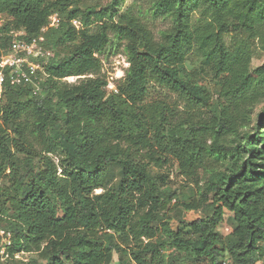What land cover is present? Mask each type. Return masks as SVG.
I'll list each match as a JSON object with an SVG mask.
<instances>
[{"label":"trees","instance_id":"obj_1","mask_svg":"<svg viewBox=\"0 0 264 264\" xmlns=\"http://www.w3.org/2000/svg\"><path fill=\"white\" fill-rule=\"evenodd\" d=\"M86 1L0 0L4 30L46 29L55 54L37 95L8 86L0 98V229L13 235L0 264H264V61L252 64L264 0H136L124 13ZM153 20L169 26L156 36ZM113 39L130 64L117 92L96 76ZM152 83L187 117L150 97ZM172 161L188 194L162 173ZM180 195L210 214L174 229Z\"/></svg>","mask_w":264,"mask_h":264},{"label":"rangeland","instance_id":"obj_2","mask_svg":"<svg viewBox=\"0 0 264 264\" xmlns=\"http://www.w3.org/2000/svg\"><path fill=\"white\" fill-rule=\"evenodd\" d=\"M99 1L102 4H105L107 0H87L86 2L88 4L94 3ZM121 5L119 7V12L124 13L129 9L132 5H134L136 0H120ZM150 29L154 32L156 36H158V33L161 29H164L169 26V23L167 21H161V20H153L149 23ZM76 26L80 27V24L76 22ZM98 30V27L96 25L92 26L90 28V32H96ZM112 37V35H111ZM227 43L230 44V37L226 38ZM99 58L102 61V68L100 72L96 75L97 77L104 78L108 85H111L113 87H117L119 84H122L125 82L126 74L129 69V62L124 52V44H120L115 42L113 39L111 44L109 45L108 49L103 55H99ZM264 61V52L261 50V47L258 45V42L254 45V57H253V67L256 68L260 66ZM94 77V76H89ZM80 78L85 77H70L65 79L64 81L69 84H77L79 82ZM207 84L209 85V88L214 91L213 87L214 84L211 81L210 77H206ZM151 87V93L150 97H154L156 99H160L165 101L171 109L175 111V116L178 118L187 117V108L184 101H182L177 94L172 93L168 89L162 88L160 86L155 85L152 83ZM110 91V90H109ZM264 105H261L257 112L258 113ZM204 115L208 113V110L206 108L202 109V112ZM38 149H40V146H37ZM53 159L56 163L59 162L60 157L59 156H53ZM115 175L113 176V183L119 180L121 177L120 167L114 166ZM61 173V171H60ZM162 173H165L169 176V187L177 192H185L186 194L189 193V188L191 187V184L184 179L183 176L178 171V165L175 161H172L164 170H162ZM7 174H10V171L7 172ZM7 180V179H6ZM5 180H3L4 182ZM2 184V183H1ZM0 184V186H1ZM102 190H97L96 193H101ZM183 195H180V202L176 203V201L173 202V206L171 208V211L168 214V217L172 223V227L174 229H177L178 227H181L185 223L192 222L196 219L206 217L209 215V212L204 211H185L181 207V202H183ZM234 227V220L232 217V214L229 212H226L225 215V221L223 225L220 227L219 232L222 236H225L229 234ZM114 264V263H112Z\"/></svg>","mask_w":264,"mask_h":264},{"label":"built area","instance_id":"obj_3","mask_svg":"<svg viewBox=\"0 0 264 264\" xmlns=\"http://www.w3.org/2000/svg\"><path fill=\"white\" fill-rule=\"evenodd\" d=\"M58 23V17L53 16L49 27H57ZM5 24V17L0 14V98L8 86L31 87L37 95L48 76L46 67L55 56L47 45L46 29L41 35L30 38L24 31L4 30ZM107 88L117 92L111 85ZM12 245V233L0 229V261L9 258L8 249ZM15 257L25 262L29 260L24 253Z\"/></svg>","mask_w":264,"mask_h":264}]
</instances>
